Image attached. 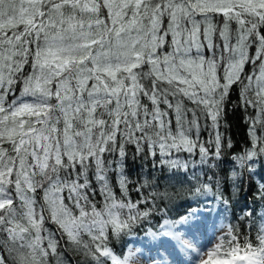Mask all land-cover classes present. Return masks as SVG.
Returning <instances> with one entry per match:
<instances>
[{"label": "snow or ice", "instance_id": "snow-or-ice-1", "mask_svg": "<svg viewBox=\"0 0 264 264\" xmlns=\"http://www.w3.org/2000/svg\"><path fill=\"white\" fill-rule=\"evenodd\" d=\"M0 264H264V0H0Z\"/></svg>", "mask_w": 264, "mask_h": 264}, {"label": "trees", "instance_id": "trees-1", "mask_svg": "<svg viewBox=\"0 0 264 264\" xmlns=\"http://www.w3.org/2000/svg\"><path fill=\"white\" fill-rule=\"evenodd\" d=\"M232 135L234 136L235 140L240 141L239 147L243 148L245 146L244 145L245 128L238 120L234 121V126L232 128ZM237 211L239 213V210ZM46 226H47V222H46ZM51 227L55 228V225H51ZM126 239H132V237H126Z\"/></svg>", "mask_w": 264, "mask_h": 264}]
</instances>
